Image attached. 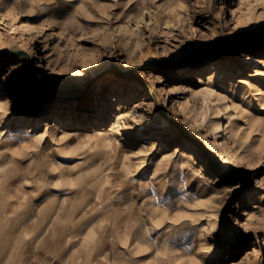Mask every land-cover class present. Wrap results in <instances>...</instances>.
<instances>
[{"label":"rangeland","instance_id":"374dc122","mask_svg":"<svg viewBox=\"0 0 264 264\" xmlns=\"http://www.w3.org/2000/svg\"><path fill=\"white\" fill-rule=\"evenodd\" d=\"M0 57V264H264V0H0Z\"/></svg>","mask_w":264,"mask_h":264},{"label":"bare ground","instance_id":"6f19581e","mask_svg":"<svg viewBox=\"0 0 264 264\" xmlns=\"http://www.w3.org/2000/svg\"><path fill=\"white\" fill-rule=\"evenodd\" d=\"M1 58V57H0ZM258 60H261V61H263L264 62V59H258ZM201 91V90H200ZM213 93H214V90H213V88H207V89H205V90H203V91H201V94L203 95V96H205V97H210V96H212L213 95ZM263 97H264V95H263ZM264 104V103H263ZM263 107V106H262ZM261 107V108H262ZM264 120V117L262 118V121ZM48 129V124H47V127H46V130ZM112 129L110 128V131H111ZM102 134H105V132L102 130V129H100V130H98V131H96L95 132V136H97V138L98 137H101L102 136ZM170 140V139H169ZM196 145H198L197 144V142L195 143ZM191 145H193V144H191ZM126 237H127V235H126ZM129 242V240L127 239V243Z\"/></svg>","mask_w":264,"mask_h":264}]
</instances>
